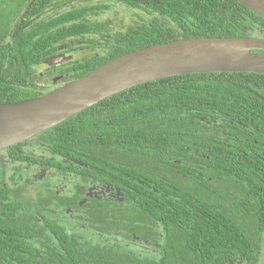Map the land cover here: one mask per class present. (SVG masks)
I'll return each mask as SVG.
<instances>
[{
	"label": "trees",
	"instance_id": "1",
	"mask_svg": "<svg viewBox=\"0 0 264 264\" xmlns=\"http://www.w3.org/2000/svg\"><path fill=\"white\" fill-rule=\"evenodd\" d=\"M137 7L145 11V25L133 30L134 41L114 48L109 58L71 62L67 70L74 79L126 52L178 39L252 36L264 25V17L238 0H144ZM71 35L33 31L2 46L8 34L1 32L0 102L56 89L36 82L32 67L54 57L55 44ZM37 138L57 159L113 158L119 168L111 180L121 184L125 201H109L114 215L96 214L92 223L108 221L122 231L127 222L129 241L141 235L154 246L159 238L161 247L145 256L119 242L81 239L46 217L41 225L35 212L19 215L24 201L11 193L16 187L10 182L0 185V264L258 262L264 236V73H197L140 84ZM22 146L7 150L13 160L17 153V163L31 159Z\"/></svg>",
	"mask_w": 264,
	"mask_h": 264
},
{
	"label": "flooded vegetation",
	"instance_id": "2",
	"mask_svg": "<svg viewBox=\"0 0 264 264\" xmlns=\"http://www.w3.org/2000/svg\"><path fill=\"white\" fill-rule=\"evenodd\" d=\"M113 2L120 7V11L114 10ZM139 3L143 4L144 0H0V11L5 13V17L0 16V33L8 34L2 46H12L19 34L23 36L33 31L72 32L71 37L55 44L58 52L54 57L32 67L36 82H41L49 90L63 87L77 80L67 70L71 62L93 57L109 58L114 48L127 46L134 41L133 30H143L145 25V11L137 7ZM251 35L263 39L264 25H259ZM68 46L77 48L66 52ZM42 66L45 68L38 72ZM37 136L21 142V151L31 157L25 162L17 163V153L15 160L11 159L7 154L9 147L0 150V185L2 188L11 182L16 187L11 193L18 192V199L24 201L27 210L26 213L22 209L19 215L28 217L35 212L37 219L41 217V225L42 218L46 217L51 222L65 225L71 234L81 239L96 237L106 242H119L145 256L153 255V250L161 247L159 238L153 240L157 243L154 246L141 235H135L129 241L126 232L130 226L124 219L122 231L115 230L108 221L100 227L92 223L94 220L90 217L95 218L96 214L109 218L114 215L113 205L108 204L109 201H125V190L121 184L111 180L114 175L117 176L119 168L113 158L107 157L105 160L102 156L85 155L86 160L83 161L64 156L57 159L44 138ZM52 162L58 165L54 166ZM191 166L197 168L196 165ZM200 169L204 170V167ZM43 200H46L45 204ZM39 207L44 208L45 212L37 214ZM1 219H5L2 210ZM157 230L162 236L161 229ZM33 232L37 234V230L30 231L31 234ZM262 257L261 249L256 264ZM238 263L250 264L242 261L234 264Z\"/></svg>",
	"mask_w": 264,
	"mask_h": 264
},
{
	"label": "water",
	"instance_id": "3",
	"mask_svg": "<svg viewBox=\"0 0 264 264\" xmlns=\"http://www.w3.org/2000/svg\"><path fill=\"white\" fill-rule=\"evenodd\" d=\"M264 17V0H238ZM264 73V39L190 38L123 53L43 96L0 102V150L25 142L134 86L186 74Z\"/></svg>",
	"mask_w": 264,
	"mask_h": 264
},
{
	"label": "rangeland",
	"instance_id": "4",
	"mask_svg": "<svg viewBox=\"0 0 264 264\" xmlns=\"http://www.w3.org/2000/svg\"><path fill=\"white\" fill-rule=\"evenodd\" d=\"M113 4V8H114V10H121L120 9V7L116 4V2H113L112 3ZM262 39V38H261ZM264 39V38H263ZM81 56H82V54H81ZM43 68H45L44 66H42V67H40L39 69H38V72H42L43 70ZM262 253H263V257H262V259H261V261L259 262V264H264V236H263V247H262ZM238 264H241V263H238Z\"/></svg>",
	"mask_w": 264,
	"mask_h": 264
}]
</instances>
